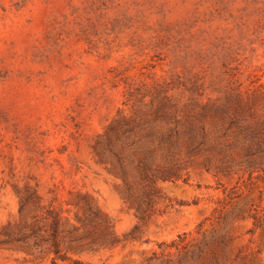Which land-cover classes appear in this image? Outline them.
I'll return each instance as SVG.
<instances>
[{
  "label": "rangeland",
  "instance_id": "rangeland-1",
  "mask_svg": "<svg viewBox=\"0 0 264 264\" xmlns=\"http://www.w3.org/2000/svg\"><path fill=\"white\" fill-rule=\"evenodd\" d=\"M0 264H264V0H0Z\"/></svg>",
  "mask_w": 264,
  "mask_h": 264
}]
</instances>
